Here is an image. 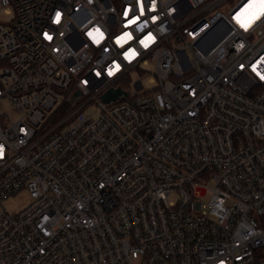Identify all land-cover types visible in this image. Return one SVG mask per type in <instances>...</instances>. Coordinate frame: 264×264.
Returning <instances> with one entry per match:
<instances>
[{"label":"built area","instance_id":"built-area-1","mask_svg":"<svg viewBox=\"0 0 264 264\" xmlns=\"http://www.w3.org/2000/svg\"><path fill=\"white\" fill-rule=\"evenodd\" d=\"M1 11L0 264H264L262 0Z\"/></svg>","mask_w":264,"mask_h":264},{"label":"rangeland","instance_id":"rangeland-1","mask_svg":"<svg viewBox=\"0 0 264 264\" xmlns=\"http://www.w3.org/2000/svg\"><path fill=\"white\" fill-rule=\"evenodd\" d=\"M11 19H12V15L10 13H7L5 11L0 12V22L1 23H9L11 21ZM150 70L152 71V68ZM133 78H134L133 81H135V79H139V78L142 79L143 84L145 85L146 88H149V86H151L149 84L148 77H146V76L140 77L138 75H134ZM130 85H131V93L133 94L134 89H133L132 84H130ZM1 111L6 112V113H11V106L9 105V103L7 101H3L2 106H1ZM89 112L94 116L96 115V109L94 107H91L89 109ZM58 119H59V117L56 118V120H58ZM210 187H213V186L211 185ZM211 197H212V193L208 192L206 194V196L204 197L203 201L205 203H209V201L211 200ZM28 200H29V197L27 195L19 194L15 197L8 199L5 202V208L10 213L19 212L27 206ZM169 200L170 201L176 200V195H172L171 197H169Z\"/></svg>","mask_w":264,"mask_h":264},{"label":"water","instance_id":"water-1","mask_svg":"<svg viewBox=\"0 0 264 264\" xmlns=\"http://www.w3.org/2000/svg\"><path fill=\"white\" fill-rule=\"evenodd\" d=\"M127 92H125L123 89L121 88H117V89H110L108 92H106L103 96H102V101L104 103H112V102H117L121 97L126 96ZM80 97V93H76L75 94V98L78 99Z\"/></svg>","mask_w":264,"mask_h":264},{"label":"snow or ice","instance_id":"snow-or-ice-1","mask_svg":"<svg viewBox=\"0 0 264 264\" xmlns=\"http://www.w3.org/2000/svg\"><path fill=\"white\" fill-rule=\"evenodd\" d=\"M262 7H264V0H262ZM126 15H127V13H126ZM59 19H60V14L57 13V15H56V22H59ZM134 22H135L134 20H133V21H130V23H134ZM242 26H245V27H246V25H242ZM125 36H127L128 39H131V35H130V34H127V33H126ZM49 39H50V37H49ZM146 39L150 42V41H151V36H149V37L146 38ZM123 40H124V36H121V37L117 40V43H121ZM140 43L143 44L145 47L148 46V43H146L145 40H141ZM134 55H135V52H132V53H131V56H134ZM109 74L111 75V73H109ZM262 79H264V77H262Z\"/></svg>","mask_w":264,"mask_h":264},{"label":"trees","instance_id":"trees-1","mask_svg":"<svg viewBox=\"0 0 264 264\" xmlns=\"http://www.w3.org/2000/svg\"><path fill=\"white\" fill-rule=\"evenodd\" d=\"M64 113H65V111H62V112L59 111V112H57V116H58V117L63 116Z\"/></svg>","mask_w":264,"mask_h":264}]
</instances>
